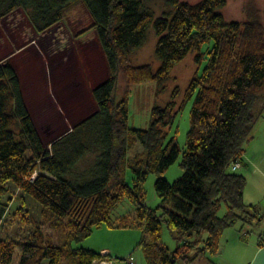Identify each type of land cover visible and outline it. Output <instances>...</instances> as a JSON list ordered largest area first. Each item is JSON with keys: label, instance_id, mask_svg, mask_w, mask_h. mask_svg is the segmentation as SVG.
Here are the masks:
<instances>
[{"label": "trees", "instance_id": "obj_1", "mask_svg": "<svg viewBox=\"0 0 264 264\" xmlns=\"http://www.w3.org/2000/svg\"><path fill=\"white\" fill-rule=\"evenodd\" d=\"M80 1L93 17L109 74L92 89L97 110L51 148L40 135L17 70L7 59L0 62V215L13 183L42 206L50 225L66 231L62 243L42 233H32L27 241H0V264L118 262L75 243L109 222L126 197L136 201L138 218L145 223L140 246L148 264L221 255L228 229L242 223L241 231L251 230L264 219L261 208L245 200L246 176L232 170L234 162L242 161L264 111V25L256 15L243 23L227 22L221 12L227 0H168L171 13L158 18L141 9V0H0V19L23 9L35 30L44 33ZM150 26L159 36L155 54L160 67L124 66L146 43ZM192 52L198 70L181 105L177 86L166 106L153 108L147 129L131 127L128 97L117 100L115 95L121 71L130 84L155 82L164 92L174 66ZM191 99L186 147L170 148L177 115ZM137 144L142 149L130 158ZM182 153L184 173L170 182L163 173ZM128 169L134 173L133 185ZM152 172L160 174L155 187L161 203L156 207L147 205L143 190ZM164 223L178 240L174 250L161 245ZM259 245L264 246V237Z\"/></svg>", "mask_w": 264, "mask_h": 264}, {"label": "rangeland", "instance_id": "obj_2", "mask_svg": "<svg viewBox=\"0 0 264 264\" xmlns=\"http://www.w3.org/2000/svg\"><path fill=\"white\" fill-rule=\"evenodd\" d=\"M181 1L197 3L201 0ZM141 9L152 10L155 18L171 13L172 10L168 0H141ZM221 12L227 22L243 23L256 15L264 25V0H227ZM93 23L92 15L81 1L72 4L64 12L63 19L44 33L35 30L23 9L0 19V62L7 59L17 70L28 107L48 148H51V143L55 139L97 110L92 89L107 78L109 70ZM158 39L154 27L150 26L146 43L128 57L124 66L150 64L157 70L161 65L155 54ZM195 55V52L190 53L174 66L166 90L160 91L161 93L155 82L137 85L128 83L125 71H121L119 88L115 95L117 100L128 97L131 127L147 129L153 108L166 106L172 100V93L177 86L181 90L177 103L181 105L186 90L198 70ZM193 101V99L187 101L177 115L171 134L173 138L168 137L173 140L170 148L178 144L183 151L186 147ZM253 133L254 137L247 142L242 160L247 161L250 166L253 160V163H258L264 170V116L256 122ZM141 149V145L137 144L130 151L129 157L133 158ZM182 157L183 153L178 161L163 173V177L170 182H174L184 173ZM91 161L92 156L85 160L82 167ZM245 168L235 172L246 175ZM37 174L38 170L34 176ZM159 176L160 174L152 172L143 184L144 198L149 207H156L161 203L155 187ZM127 180L133 185L132 169L127 171ZM8 189L9 194L1 206L5 208V212L0 215L1 242L27 241L32 233L34 235L42 233L56 243L63 242L66 231L60 232L46 221L44 210L37 201L13 183L8 185ZM261 197L264 201V191ZM137 207L136 201L124 198L109 222L95 227L90 236L75 243V246L99 252L106 250V253L118 260L112 264H127L125 260L131 255L135 257V264H148L140 246L146 235V228L145 223L138 218ZM260 207L264 215V202ZM242 225L238 223L232 229H228L226 234L234 229H238L240 233ZM244 232L248 241L245 242L243 239L242 247H235L236 256L242 260H237L239 264L245 263V260L252 256L259 238L264 237V219L262 225H254L251 230L247 226ZM227 235L222 240L225 247ZM177 244L174 231L164 223L161 245L174 250ZM229 246L227 250L225 249V254L228 255L231 249ZM221 255L213 257L205 254L192 263L181 260L178 264H211L213 260L220 264ZM232 260L235 261V258ZM103 261L112 262L108 259L96 260L93 264H100Z\"/></svg>", "mask_w": 264, "mask_h": 264}, {"label": "crops", "instance_id": "obj_3", "mask_svg": "<svg viewBox=\"0 0 264 264\" xmlns=\"http://www.w3.org/2000/svg\"><path fill=\"white\" fill-rule=\"evenodd\" d=\"M263 116H264V111L261 112L257 121ZM253 134L254 133H252V138L254 137ZM244 167H246L245 169L247 171L245 175L247 178V186L245 190V200L248 204L258 205L260 207L261 203L264 202L263 198L261 197V194L264 191V170L262 169L261 165H259L258 163L256 162L253 163V160H252L251 166L248 164L247 161L240 160L238 169H242ZM237 230L238 229H234L232 230V232H228L229 233L228 235L226 234L227 235V246L230 245L229 248H231L229 252L231 256L228 254H225V251L227 250V246H226L225 247L226 250H224V252L221 255L220 264H239L237 260L242 261L236 256L235 247L241 248L243 239L245 240V242H247L248 240H246V236H247L246 232L242 230L239 233V231ZM240 234H242V236H240ZM102 252L106 253V250H103ZM233 258H235V261L233 260L231 261V259ZM242 264H264V246H260L259 241H258V245H257L255 252L252 254V256L248 258V260H245V263H242Z\"/></svg>", "mask_w": 264, "mask_h": 264}, {"label": "built area", "instance_id": "obj_4", "mask_svg": "<svg viewBox=\"0 0 264 264\" xmlns=\"http://www.w3.org/2000/svg\"><path fill=\"white\" fill-rule=\"evenodd\" d=\"M238 167H239V162H234L233 164H232V170L233 171H235V170H237L238 169ZM35 177V176H34ZM126 263L127 264H135V257L133 256V255H131V256H129L126 260ZM112 263H114L113 261L112 262H108V261H103V262H101L100 264H112ZM96 264V263H95Z\"/></svg>", "mask_w": 264, "mask_h": 264}]
</instances>
